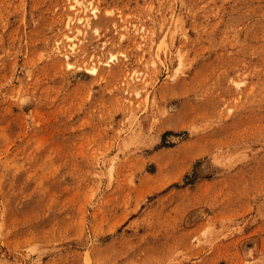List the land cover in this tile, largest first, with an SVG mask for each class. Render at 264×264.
Wrapping results in <instances>:
<instances>
[{"label": "rangeland", "instance_id": "obj_1", "mask_svg": "<svg viewBox=\"0 0 264 264\" xmlns=\"http://www.w3.org/2000/svg\"><path fill=\"white\" fill-rule=\"evenodd\" d=\"M0 264H264V0H0Z\"/></svg>", "mask_w": 264, "mask_h": 264}, {"label": "bare ground", "instance_id": "obj_2", "mask_svg": "<svg viewBox=\"0 0 264 264\" xmlns=\"http://www.w3.org/2000/svg\"><path fill=\"white\" fill-rule=\"evenodd\" d=\"M91 73L94 74L95 73V69H90Z\"/></svg>", "mask_w": 264, "mask_h": 264}]
</instances>
